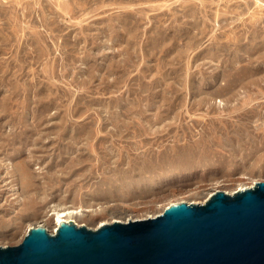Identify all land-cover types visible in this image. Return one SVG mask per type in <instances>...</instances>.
Wrapping results in <instances>:
<instances>
[{"label": "rangeland", "instance_id": "obj_1", "mask_svg": "<svg viewBox=\"0 0 264 264\" xmlns=\"http://www.w3.org/2000/svg\"><path fill=\"white\" fill-rule=\"evenodd\" d=\"M264 182V0H0V246Z\"/></svg>", "mask_w": 264, "mask_h": 264}, {"label": "water", "instance_id": "obj_2", "mask_svg": "<svg viewBox=\"0 0 264 264\" xmlns=\"http://www.w3.org/2000/svg\"><path fill=\"white\" fill-rule=\"evenodd\" d=\"M0 264H264V182L94 230L30 227L18 245L0 246Z\"/></svg>", "mask_w": 264, "mask_h": 264}, {"label": "bare ground", "instance_id": "obj_3", "mask_svg": "<svg viewBox=\"0 0 264 264\" xmlns=\"http://www.w3.org/2000/svg\"><path fill=\"white\" fill-rule=\"evenodd\" d=\"M75 214H78V211H76V210H73V211H69V210H65V211H62V212H60V213H55L54 214V216H55V223H56V225H57V228H58V225L61 223V222H64V223H69L65 218L66 217H70L71 215H75ZM160 214V213H159ZM158 214V215H159ZM157 216V215H156ZM156 216H154V217H156ZM150 218H153V217H150ZM56 228V229H57ZM56 231V230H55ZM54 231V232H55Z\"/></svg>", "mask_w": 264, "mask_h": 264}]
</instances>
